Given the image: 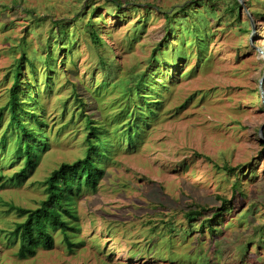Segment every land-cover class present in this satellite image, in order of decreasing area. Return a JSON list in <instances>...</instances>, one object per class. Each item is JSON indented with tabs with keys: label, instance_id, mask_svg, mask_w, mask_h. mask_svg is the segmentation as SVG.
<instances>
[{
	"label": "rangeland",
	"instance_id": "374dc122",
	"mask_svg": "<svg viewBox=\"0 0 264 264\" xmlns=\"http://www.w3.org/2000/svg\"><path fill=\"white\" fill-rule=\"evenodd\" d=\"M238 2L231 11V0H0V110L24 54L20 98L43 109L46 144L22 186L0 187V264H264V0ZM141 96L158 105L154 116L142 109L128 148L121 129ZM83 115L111 145L95 190L74 199L75 245L54 232L53 249L20 259L8 234L24 218L8 207L36 209L52 171L84 158ZM8 118L2 112L1 128ZM7 153L0 168L11 178L23 162L6 164ZM204 220L216 230L201 236Z\"/></svg>",
	"mask_w": 264,
	"mask_h": 264
},
{
	"label": "trees",
	"instance_id": "16d2710c",
	"mask_svg": "<svg viewBox=\"0 0 264 264\" xmlns=\"http://www.w3.org/2000/svg\"><path fill=\"white\" fill-rule=\"evenodd\" d=\"M116 2V1H114ZM240 7L238 0H231L229 10L234 11ZM198 11L197 9H195ZM181 12H186L185 8H181ZM94 14L93 11L90 12V17ZM167 22L172 20V17L164 14ZM92 21H89L88 30L89 37L96 47L102 45V41L95 30H92ZM65 28L63 24H57L56 36L61 42L62 36H65ZM71 46V45H70ZM198 45V47H200ZM61 50L67 49L70 51V47L60 46ZM51 53L48 52L45 58L46 68L51 67L49 64L51 60ZM22 59H26L25 55L22 54L21 58L17 60L15 65V75L13 77V84L9 89V99L7 104L3 109L0 110V123L2 119V112L8 111L9 118L6 126L1 128L0 124V155L5 153L12 155L10 158V163L17 162L21 160L23 162L22 167L19 171L15 172L11 178H6L1 174L0 168V187L5 188L6 186H22L26 180L33 174L38 162L40 160V155L43 149L45 150L46 144L42 135H40V127L42 126V120L39 114L43 113V109L36 104L35 97L27 98V102L31 104L30 107H36L38 113L34 110H28L26 107V100H22L20 95L23 91L20 90V78L22 71ZM30 63L31 69H33V64ZM100 65L109 66L110 63L103 58L100 59ZM147 74L139 75L136 84V91L142 86H147ZM78 100V103L83 105V100ZM140 103H134V115L135 120L132 123H127L125 128L121 129V132L126 137V142L128 148L136 145L139 135V126L146 121L145 112L143 108L147 110L149 116H154V109H151V105H158L157 99L149 100L146 97H140ZM86 119V127L88 130L87 137L85 139L86 151L84 158L77 160L72 164H61L60 167L48 176L42 183L45 188V199L41 201L39 206L34 209H24L14 205L8 207L9 212H14L19 218H24L22 223L15 225L14 230H12L8 237L15 243H19V248L17 256L20 259H25L27 257H33L37 249L42 248L44 250H51L54 246V240L51 233L59 232L62 235L63 242L70 250L75 244L72 243L69 233L75 230L72 227L71 221L76 220L75 210L73 208L74 199L81 194L82 190H95L98 180L103 175V162L108 159L109 149L111 143L108 137L102 129L94 124L91 117L83 115ZM30 118L32 120L31 124L25 122L24 118ZM144 119V120H143ZM28 124V125H27ZM13 144L12 149L8 147ZM6 154V155H7ZM5 156V155H3ZM3 156L1 158L3 159ZM228 173L234 172L233 168L223 167ZM237 182L233 185L234 194L236 195L238 189ZM226 201H223L225 203ZM214 213L212 216H216ZM188 223H193L197 220V217L201 218V213L192 212L186 215ZM199 231L201 236L203 229L206 230L207 227L210 229H215L210 222L204 220L199 224Z\"/></svg>",
	"mask_w": 264,
	"mask_h": 264
},
{
	"label": "water",
	"instance_id": "95a60500",
	"mask_svg": "<svg viewBox=\"0 0 264 264\" xmlns=\"http://www.w3.org/2000/svg\"><path fill=\"white\" fill-rule=\"evenodd\" d=\"M260 53H262V52H260ZM264 55V54H263ZM260 91H261V88H260Z\"/></svg>",
	"mask_w": 264,
	"mask_h": 264
}]
</instances>
